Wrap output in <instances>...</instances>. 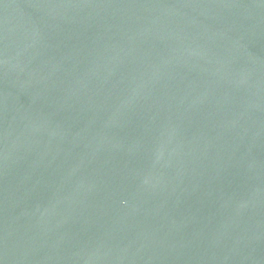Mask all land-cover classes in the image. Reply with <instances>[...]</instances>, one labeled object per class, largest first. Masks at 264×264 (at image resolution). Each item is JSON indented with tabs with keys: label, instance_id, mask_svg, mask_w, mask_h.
<instances>
[{
	"label": "water",
	"instance_id": "95a60500",
	"mask_svg": "<svg viewBox=\"0 0 264 264\" xmlns=\"http://www.w3.org/2000/svg\"><path fill=\"white\" fill-rule=\"evenodd\" d=\"M0 264H264V0H0Z\"/></svg>",
	"mask_w": 264,
	"mask_h": 264
}]
</instances>
